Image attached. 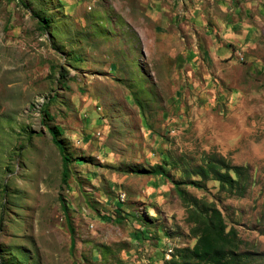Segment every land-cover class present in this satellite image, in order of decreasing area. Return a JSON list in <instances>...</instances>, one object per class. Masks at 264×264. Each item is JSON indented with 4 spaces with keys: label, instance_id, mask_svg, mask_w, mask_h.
Wrapping results in <instances>:
<instances>
[{
    "label": "rangeland",
    "instance_id": "1",
    "mask_svg": "<svg viewBox=\"0 0 264 264\" xmlns=\"http://www.w3.org/2000/svg\"><path fill=\"white\" fill-rule=\"evenodd\" d=\"M174 183L264 264V0H0V264H163L194 244Z\"/></svg>",
    "mask_w": 264,
    "mask_h": 264
},
{
    "label": "trees",
    "instance_id": "2",
    "mask_svg": "<svg viewBox=\"0 0 264 264\" xmlns=\"http://www.w3.org/2000/svg\"><path fill=\"white\" fill-rule=\"evenodd\" d=\"M35 17L41 24V28L46 30L50 26V19L35 13ZM46 116L47 113H45ZM51 138L59 150L62 159L61 182L67 184L69 175L70 158L65 155V147L58 139L62 136L59 127L48 128ZM164 161L166 159H163ZM77 164H82L83 160H76ZM157 166V165H156ZM138 173V171H133ZM160 176H164L163 170L155 169L151 171ZM200 180H213L219 184V190L226 194L242 196L247 190L249 183L248 169L243 166L230 165L224 159H206L202 166H196L190 173ZM199 181H193L195 187H199ZM176 191L186 209V222L189 224V236L194 239V244L189 247H179L173 250L170 259L163 264H253L254 256L241 250L242 240L234 228H227L222 213L214 202H207L190 198L180 190L175 184ZM120 209L119 207H116ZM105 220L121 221V217L109 215L103 217ZM141 238L147 235L144 228L140 231ZM164 231H162L163 234ZM160 230L157 229V233ZM74 240L71 239V246ZM163 258V257H162Z\"/></svg>",
    "mask_w": 264,
    "mask_h": 264
},
{
    "label": "built area",
    "instance_id": "3",
    "mask_svg": "<svg viewBox=\"0 0 264 264\" xmlns=\"http://www.w3.org/2000/svg\"><path fill=\"white\" fill-rule=\"evenodd\" d=\"M171 252H172V248L171 247H168L166 249V252H165V258H166V260H169L170 259Z\"/></svg>",
    "mask_w": 264,
    "mask_h": 264
},
{
    "label": "crops",
    "instance_id": "4",
    "mask_svg": "<svg viewBox=\"0 0 264 264\" xmlns=\"http://www.w3.org/2000/svg\"><path fill=\"white\" fill-rule=\"evenodd\" d=\"M110 68L112 69V66H110Z\"/></svg>",
    "mask_w": 264,
    "mask_h": 264
}]
</instances>
